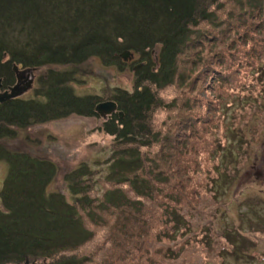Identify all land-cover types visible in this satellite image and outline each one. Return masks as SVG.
Listing matches in <instances>:
<instances>
[{
  "label": "trees",
  "instance_id": "1",
  "mask_svg": "<svg viewBox=\"0 0 264 264\" xmlns=\"http://www.w3.org/2000/svg\"><path fill=\"white\" fill-rule=\"evenodd\" d=\"M221 1L0 0V79L4 88L16 85L14 66L30 75L46 69L29 92L32 95L0 103V164L7 165L0 192V264H98L86 256L85 247L95 241L99 228L107 232L111 248L129 251V240L134 237L130 234L154 222L162 229L142 236L149 247L163 238L169 226L173 234L191 236L193 229L203 225L204 251H212L217 264L237 258L238 250L248 261L264 264V253H251L232 229L220 231L223 244L218 242L222 247L217 252L219 244L211 221L219 213L217 207L213 212L199 211L200 206H208L204 199L192 198L193 193L186 196L189 201L184 200L185 195L170 182L160 164L168 161L172 169L182 168L181 159L171 145L163 144L168 138L153 130L151 123L157 109L165 107L160 93L175 84L185 56L202 44V36H208L195 30L215 20L209 5ZM251 6L250 17L262 22L255 26L262 31L264 0H252ZM247 41L249 52L242 49L240 54L212 56L208 76L202 80L214 88L229 83L231 89L246 92V85L239 84L243 81H231L218 73L217 66L232 64L241 72L256 62L255 54L263 45ZM236 49L232 44L231 51ZM124 52L139 60L134 62L132 90L116 88L108 100L116 102L124 113L123 118L115 113L102 124V131L114 137L110 154L105 161L96 162V167L83 162L72 169L64 176L63 191L52 189L59 174L56 163L30 152L12 151L7 141L34 125L73 115L100 117L95 110L104 99L77 92L79 75L92 59L107 68L126 70L129 61L121 57ZM257 84H263L264 90V66ZM260 106L264 110V101ZM190 120L188 117L181 126L182 136L197 130L198 123L193 122L200 120ZM158 145L160 167L157 155L152 161L147 151ZM104 185L119 188L109 190ZM125 187L140 199L133 201ZM193 215L198 217L194 220ZM190 246L178 250L182 258L191 255Z\"/></svg>",
  "mask_w": 264,
  "mask_h": 264
},
{
  "label": "rangeland",
  "instance_id": "2",
  "mask_svg": "<svg viewBox=\"0 0 264 264\" xmlns=\"http://www.w3.org/2000/svg\"><path fill=\"white\" fill-rule=\"evenodd\" d=\"M251 3L252 0H222L220 5H209V8L214 10L215 20L204 23L195 30L207 33L208 36H202V44L185 56L175 84L160 93L165 107L157 109L151 123L153 130L168 138L163 144L166 147L171 145L174 155L181 159L182 168L173 166L172 169L168 161L160 164L163 165L170 182L176 184L181 195H185L184 200L189 201L187 197L193 193L192 198H202L207 203L208 207L200 206L199 211L207 209L213 212L217 207L219 213L211 220L217 236L215 243L220 241L223 244L220 231L232 229L241 238V242L242 238L245 240V246L251 253L262 255L264 110L261 109L260 102L264 101V90L263 84H257V78L260 77L264 66V29L259 31L255 26L262 22L257 20V17H250ZM247 40L263 45L259 53L255 54L256 62L241 72L237 70L236 65L222 63L217 66L218 73L227 75L231 81H243L239 84L246 85V92H242L240 88L231 89L233 85L229 83L222 88H214L209 82L202 80L208 76L206 72H209L208 62L212 56L222 52L240 54L242 49L249 52L250 44ZM232 44L237 47L235 51H231ZM138 60L139 57L133 56L128 60L127 69L120 72L115 67L107 68L100 61L92 59L83 67L76 91L80 94L99 95L105 102L114 94L116 88L132 90L136 72L133 67L134 62ZM45 70L43 68L33 71L35 76L31 88L26 87L29 79L20 78L23 81L20 86L21 96L32 95L29 92L37 85L36 80ZM188 117L191 120L196 118L205 121L193 122L198 123L197 130L182 136L181 126ZM104 121L102 116L86 118L73 115L67 119L34 125L27 131H19L17 138L7 141V146L12 151L30 152L34 156L54 161L59 174L52 189L63 191L64 176L72 169L83 162L96 167V162L105 161L110 154L114 137L102 131ZM160 147L158 145L147 149L152 155V161L155 160ZM163 154L172 159L167 152L163 151ZM161 157H156L158 165ZM151 165L153 172L156 163ZM6 173L7 165L2 162L0 192ZM104 188L115 190L119 187L104 185ZM127 190L128 187H125L124 191L133 201L140 199ZM197 217L193 215L194 220ZM159 226V223L154 222L151 227H140L132 232L130 235L134 237L129 240V246L132 247L129 251L111 248L109 239L106 240L105 237L107 232L99 228L95 241L85 247L86 256L98 264H188L190 261L196 262L195 264L201 261L217 264L216 259L214 260L215 254L212 251H204L206 238L203 231L206 230L203 225L193 229L191 236L190 233H185L184 236L173 234V229L169 226L155 246H147L142 236L161 230L162 227ZM177 242L181 245H177ZM221 244L216 249L217 252L222 247ZM125 245L128 246V241ZM182 245L183 249L186 245H191V255L186 258H182L178 251ZM240 251H237V258H228L226 264H260L254 260L248 261L241 255L243 251Z\"/></svg>",
  "mask_w": 264,
  "mask_h": 264
},
{
  "label": "water",
  "instance_id": "3",
  "mask_svg": "<svg viewBox=\"0 0 264 264\" xmlns=\"http://www.w3.org/2000/svg\"><path fill=\"white\" fill-rule=\"evenodd\" d=\"M121 57H123L126 61H128L129 59H132L133 54H130L129 52H124L121 54ZM15 72L18 73V68L16 67ZM20 74V73H19ZM18 74V79L20 81V78L23 77L22 75L20 76ZM33 81V80H32ZM31 88L32 87V82L28 83L26 85V87ZM3 85L1 84V80H0V102L4 103L5 101H9L10 99L13 98H17L19 96H21V89L20 88V84H17L13 87H10L9 90L1 92ZM96 113L99 114V116L103 117L104 119H107L108 117L112 116V114L114 113H119V116L121 118L124 117V113L120 112L118 110V105L116 102H111V101H105V102H101L97 107H96ZM28 263V262H27ZM29 264V263H28Z\"/></svg>",
  "mask_w": 264,
  "mask_h": 264
},
{
  "label": "bare ground",
  "instance_id": "4",
  "mask_svg": "<svg viewBox=\"0 0 264 264\" xmlns=\"http://www.w3.org/2000/svg\"><path fill=\"white\" fill-rule=\"evenodd\" d=\"M13 69H14V71H15L16 66H14ZM18 71H19V70H18ZM22 72H23V74H21ZM19 73H20L23 77H26V79H29L30 82H32V80H33V82H34V79H33V78H34L35 75H34L33 71H32V73H31V75H30V74H27V71H24V70L21 71V72H18V74H19ZM20 74H19V75H20ZM0 80H1V79H0ZM30 82H29V83H30ZM1 84H2V80H1ZM17 84H19V79H17L16 85H17ZM27 84H28V83H27ZM2 85H3V87H2V89H1V92L7 91V90L10 89V87L15 86V85H13V86H10V87H8V88H4V84H2ZM22 96H23V95H22ZM22 96H19V97H22ZM17 98H18V97H17ZM5 102H6V101H5ZM0 103H1V102H0Z\"/></svg>",
  "mask_w": 264,
  "mask_h": 264
},
{
  "label": "flooded vegetation",
  "instance_id": "5",
  "mask_svg": "<svg viewBox=\"0 0 264 264\" xmlns=\"http://www.w3.org/2000/svg\"><path fill=\"white\" fill-rule=\"evenodd\" d=\"M22 82H23L22 80L19 81L20 86H21Z\"/></svg>",
  "mask_w": 264,
  "mask_h": 264
}]
</instances>
